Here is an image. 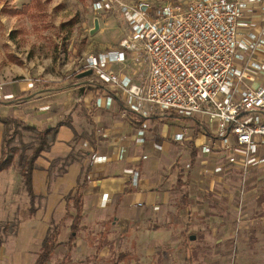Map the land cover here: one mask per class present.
Returning <instances> with one entry per match:
<instances>
[{"label":"crops","instance_id":"1","mask_svg":"<svg viewBox=\"0 0 264 264\" xmlns=\"http://www.w3.org/2000/svg\"><path fill=\"white\" fill-rule=\"evenodd\" d=\"M241 24L264 26V14L244 16ZM261 59L264 66V56ZM80 83L83 85L72 84L68 89L36 90L19 98L25 89L3 87L0 117L22 120L37 130L50 129L67 118L71 121V128L59 127L54 142L34 163L31 186L36 199L32 216L21 167L15 163L0 173V224L14 229L12 237L16 243L24 239L29 245L21 254H5L8 264H35L50 225L59 224L68 211L74 215L66 198L75 193L87 167L88 182L81 191V227L69 249L72 221L65 222L58 239L61 245L52 254L50 264H187L183 255L186 241L197 229L199 234L204 233L202 206L211 209L207 220L223 225L233 199L224 184L228 170L224 153L200 152V146L219 144L213 139L216 132H211V124L192 119L153 117L145 145L138 146L134 143L138 117L125 114L119 104L111 111L94 108L95 96L88 79ZM157 122H163L158 132ZM180 130L186 136L184 143L173 140ZM3 132L0 123V157ZM155 145L162 149L156 150ZM121 148L126 155L118 160ZM261 154L264 155V148ZM70 155L74 161L64 165L62 160ZM100 156L107 157V161L97 162ZM199 160L206 164L204 168H198ZM204 169L210 175H204ZM134 171L139 174L135 187L130 182ZM259 190L262 192L255 195L248 212L235 217V221L243 223L241 234L235 235L233 227L223 225L217 234L220 241L234 236L238 242L245 241L246 229L251 226L250 234L252 224L264 220V183ZM104 194L109 200L102 206ZM257 208L262 212L257 213ZM175 253L183 255L182 261L173 257ZM213 264L230 263L222 258Z\"/></svg>","mask_w":264,"mask_h":264},{"label":"built area","instance_id":"2","mask_svg":"<svg viewBox=\"0 0 264 264\" xmlns=\"http://www.w3.org/2000/svg\"><path fill=\"white\" fill-rule=\"evenodd\" d=\"M87 1L92 13L114 16L124 27L117 49L87 55L81 64L90 72L89 86L103 88L94 108L111 111L119 104L137 116L138 146L145 145L153 117L216 123L219 144L200 146V152L224 153L228 170L241 172L242 188L252 170L264 172V26L241 24L244 16L264 14V0ZM129 63L135 73L126 71ZM173 140L184 143L185 133L175 132ZM125 155L121 148L117 159ZM138 176L131 175L134 187ZM108 200L102 195V206Z\"/></svg>","mask_w":264,"mask_h":264},{"label":"rangeland","instance_id":"3","mask_svg":"<svg viewBox=\"0 0 264 264\" xmlns=\"http://www.w3.org/2000/svg\"><path fill=\"white\" fill-rule=\"evenodd\" d=\"M123 1L133 3L139 0ZM123 36L122 23L114 16L92 13L87 0H0V85L25 89L17 98L36 90L57 88L53 85L56 82H62L59 85L62 87L83 85L80 82L88 79L82 76L83 59L90 54L117 49ZM126 71L135 73L137 66L129 63ZM157 123L158 132L163 122ZM210 128L215 133L216 123H211ZM36 142L35 135L22 132L21 140L14 139L11 143V147L18 150L15 159L21 153L23 158L28 157ZM200 162L198 168H204L206 164ZM225 167L228 169L227 165ZM240 176L241 172L227 170L224 178L233 199L227 206L223 225L233 227L235 235L241 234L243 228V223L235 221V217L238 215L240 218L248 212L255 195L262 192L259 188L264 183V172L252 170L242 188ZM249 182L253 186L248 187ZM203 200L209 202L206 197ZM207 206L201 208L206 220L202 226L204 233L199 234L196 230L194 239L189 242L191 236L186 241L187 249L183 255L190 256L193 264H213L214 260L222 258L230 264H264V220L254 222L250 234L251 226L246 229L245 241L238 242L235 236L220 241L217 234L223 225L207 220L211 212ZM256 210L257 213L262 212L261 209ZM3 228L0 224L3 240L0 264H8L5 254L11 251L21 254L29 245L24 239L16 243L12 237L14 229L9 226ZM223 243L226 244L223 246ZM172 255L177 261L183 259L181 253Z\"/></svg>","mask_w":264,"mask_h":264},{"label":"trees","instance_id":"4","mask_svg":"<svg viewBox=\"0 0 264 264\" xmlns=\"http://www.w3.org/2000/svg\"><path fill=\"white\" fill-rule=\"evenodd\" d=\"M61 83L62 82H56L53 84L54 86H58L57 88H55V90L68 89L72 86V85H68L65 87L59 86ZM90 90L92 91L95 97H98L103 93V88L100 86L90 87ZM114 99L115 101L118 100L117 97H114ZM119 107L121 110H124L122 106L119 105ZM171 117H177L182 120L190 119L181 116H171ZM139 122L141 121L139 120ZM0 123H2L4 126L3 139H2V152L0 157V173L2 171L9 169L15 163L21 167L20 173L23 178L24 186L26 188V191L30 199L29 214L30 216H32L34 214V201L36 199V196L34 195L31 186V173L35 169L34 163L36 159L40 156V154L43 151L48 150L50 145L54 142L59 127L67 126L71 128V121L69 120V118H67L65 120H62L61 122H58L52 128L43 129V130H37L34 126L29 125L22 120H18L12 117L11 118L0 117ZM22 132H28L35 135L37 138V142L36 145L31 149V153L28 157L23 158V153H21L18 159L14 162L15 155L18 152V150L16 147H11V143L14 139H18V141H20L22 138ZM62 161L63 164L66 165L73 162L74 158L70 155ZM88 173H89V168L87 167L83 171V176L78 180L75 193L72 196L66 198L67 206L68 207L71 206L74 209L75 212L74 215H71L68 211L64 216V219L59 224L50 225L47 234L44 240L42 241L41 249L38 253V257L35 264H50V259L52 257V254L61 245L58 242V239L59 236L61 235L62 230L65 227V222L69 219L72 221V223L70 225L71 235L67 247L71 249L74 243V239L76 237V233L81 227L82 211H83V201H82L81 191L87 185ZM180 179L181 178H178V180ZM191 241L192 240L190 239L189 242ZM2 243L3 240H2V236L0 235V255H1ZM184 257H185V262L187 264H193L190 256L189 257L184 256ZM66 259H69L68 254L66 255Z\"/></svg>","mask_w":264,"mask_h":264},{"label":"water","instance_id":"5","mask_svg":"<svg viewBox=\"0 0 264 264\" xmlns=\"http://www.w3.org/2000/svg\"><path fill=\"white\" fill-rule=\"evenodd\" d=\"M90 75V72H86V73H83V77H87V76H89ZM191 240H193L194 239V236H192L191 238H190Z\"/></svg>","mask_w":264,"mask_h":264}]
</instances>
